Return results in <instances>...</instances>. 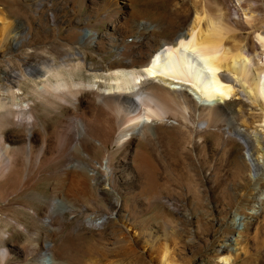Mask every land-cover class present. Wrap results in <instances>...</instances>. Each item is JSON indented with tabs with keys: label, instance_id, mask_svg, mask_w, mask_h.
<instances>
[{
	"label": "bare ground",
	"instance_id": "1",
	"mask_svg": "<svg viewBox=\"0 0 264 264\" xmlns=\"http://www.w3.org/2000/svg\"><path fill=\"white\" fill-rule=\"evenodd\" d=\"M78 1L95 7L86 17L87 26L66 39L52 29L49 38L54 42L24 52L21 69L6 70L0 79V264H83L85 257L108 252L103 220L115 214L122 226L135 227L141 218L136 204L160 190L152 154L159 157L175 128L188 130L197 123L204 125L205 134L229 118L228 129L243 145L229 140L222 161L234 170L237 189L264 188L247 177L263 169L254 143L264 156V25L255 24L257 17L243 6L246 0H236L242 13L237 19L225 12L216 17L197 14L191 27L174 31L171 38L156 35L159 26L137 12L127 13L130 6L124 0ZM10 24L4 23L0 42L7 59L25 48L29 37L26 31L12 36ZM243 30L248 35L241 44L237 37ZM89 51H115L118 58L96 65ZM83 72L95 81L86 84ZM83 90L89 95L77 98ZM238 95L258 112L255 118L263 119L261 130L243 113L244 131L230 118L224 105ZM48 116L59 120L52 129ZM171 118L178 123H169ZM200 149L204 156L219 150L215 143ZM58 161L63 165L46 170ZM57 173L61 183L50 189L47 207L39 210L21 201L44 176ZM113 193L122 203L115 198L106 202ZM228 202L235 204L232 197ZM79 216L84 220H76ZM18 233L24 236L21 243ZM122 233L117 227L114 243L126 242ZM139 237L147 240L150 234L141 228ZM124 249L125 254L133 252L129 246ZM231 256L220 255L235 264ZM138 262L146 264L142 256ZM159 262L172 264L167 248Z\"/></svg>",
	"mask_w": 264,
	"mask_h": 264
},
{
	"label": "rangeland",
	"instance_id": "2",
	"mask_svg": "<svg viewBox=\"0 0 264 264\" xmlns=\"http://www.w3.org/2000/svg\"><path fill=\"white\" fill-rule=\"evenodd\" d=\"M124 2L130 6L126 9L127 13L135 11L143 19L156 23L159 29L155 30V34L164 38H171L178 29L191 27L197 14L202 17L206 15L216 17L225 12L234 19L242 14L236 0H124ZM82 5L78 0H0V42L3 25L6 22L11 23L12 36L16 31L29 32L25 48L20 52H14L12 58H5L4 49L0 48V79L6 70L14 72L21 69L19 59L24 52L50 44L52 29H59L60 38L66 39L73 31L78 32L85 28L86 17L95 10V7L90 6V2ZM243 6L257 17L255 23L257 26L264 25V0H246ZM91 24L96 25V21H92ZM96 27L102 31V28L97 25ZM240 34L237 41L243 44L248 31L243 30ZM55 43L61 42L57 40ZM87 55L96 65H106L107 62L118 58L115 51L107 54L89 51ZM80 75L86 84L95 81L91 74L83 72ZM87 95L88 90H83L77 98ZM191 97L199 103L197 96ZM224 106L241 131L246 130L241 122L242 113L249 122L261 130L259 125H263L261 122L263 119L254 117L258 112L252 111L242 96H235ZM40 118H43V115L40 114ZM46 119L49 129L59 121L58 117L54 116H48ZM168 122L178 123L174 118ZM228 127L229 118L225 122H219L210 129L211 132L205 134L202 132L205 129L204 125L197 123L188 130L176 128L170 130L167 144L163 143V148H160L162 152L160 158L152 154V161L159 171L155 175L160 187L159 194L157 193L155 197L151 194L145 195L144 200L136 204L135 211L141 214V218L135 227L122 226L119 223V216L115 214L107 217L104 222L102 219L98 220L97 223L103 222L108 252H100L98 256L91 258L85 257L82 260L83 264H140L139 256L143 257L146 264H161L159 256L165 248L168 249L169 261L172 264H231L222 261L220 257L221 254L228 253L232 254L231 261L234 260L235 264H264V188L258 185L250 186L247 190L237 189L238 184L235 185L237 181L232 176L234 170L228 166L229 163L222 161L221 154L229 140H236L242 145L243 141L230 132ZM221 137L228 139L227 143L222 141ZM212 143H215L219 150L206 156L201 154L200 148ZM254 148L256 149L254 158L263 169L258 173L253 171L247 173V177L252 184H260L264 183V156L260 146L254 143ZM242 153L247 159L246 151L243 150ZM118 158L119 156L115 158V162ZM205 163L210 165L211 171H207L208 165L205 166ZM60 165L63 163L58 161L53 166H47L46 170L55 171ZM60 183L58 173L54 176H44L36 184L35 189L21 201L39 210L45 208L52 201L50 189L54 184ZM136 190L138 191L136 186L131 189L134 192L133 196L138 195ZM229 197L235 200L231 207L228 205ZM114 198L122 203L121 197L115 193L106 202L112 203ZM13 216L19 217L16 213H13ZM76 220H84V217L79 216ZM71 227L72 224H69L68 229ZM117 227H121L122 234L127 237L124 244L114 243L113 233ZM141 228L150 234L149 242L144 238L140 241ZM226 229H230V232L225 233ZM9 231L11 229L2 234L4 239H7ZM15 238L18 243L24 240L23 234L19 233ZM90 242L89 238L86 239L87 245ZM124 246H129L133 252L125 254Z\"/></svg>",
	"mask_w": 264,
	"mask_h": 264
}]
</instances>
